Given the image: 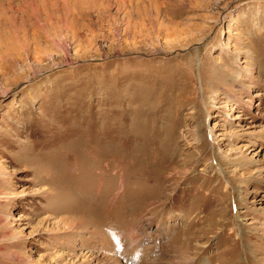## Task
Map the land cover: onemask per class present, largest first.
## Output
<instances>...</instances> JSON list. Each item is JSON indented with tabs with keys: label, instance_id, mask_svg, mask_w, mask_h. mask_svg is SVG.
<instances>
[{
	"label": "rangeland",
	"instance_id": "374dc122",
	"mask_svg": "<svg viewBox=\"0 0 264 264\" xmlns=\"http://www.w3.org/2000/svg\"><path fill=\"white\" fill-rule=\"evenodd\" d=\"M0 264H264V0H0Z\"/></svg>",
	"mask_w": 264,
	"mask_h": 264
}]
</instances>
